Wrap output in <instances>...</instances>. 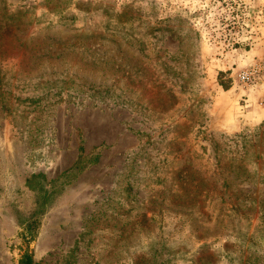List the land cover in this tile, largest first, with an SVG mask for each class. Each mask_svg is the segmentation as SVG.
<instances>
[{"label": "rangeland", "instance_id": "1", "mask_svg": "<svg viewBox=\"0 0 264 264\" xmlns=\"http://www.w3.org/2000/svg\"><path fill=\"white\" fill-rule=\"evenodd\" d=\"M25 254L264 264V0H0V264Z\"/></svg>", "mask_w": 264, "mask_h": 264}, {"label": "trees", "instance_id": "2", "mask_svg": "<svg viewBox=\"0 0 264 264\" xmlns=\"http://www.w3.org/2000/svg\"><path fill=\"white\" fill-rule=\"evenodd\" d=\"M21 264H35L30 254H25L22 257Z\"/></svg>", "mask_w": 264, "mask_h": 264}, {"label": "built area", "instance_id": "3", "mask_svg": "<svg viewBox=\"0 0 264 264\" xmlns=\"http://www.w3.org/2000/svg\"><path fill=\"white\" fill-rule=\"evenodd\" d=\"M252 74H250L249 72H244L242 74L239 75L240 79L243 81V82H250L251 79H252Z\"/></svg>", "mask_w": 264, "mask_h": 264}]
</instances>
